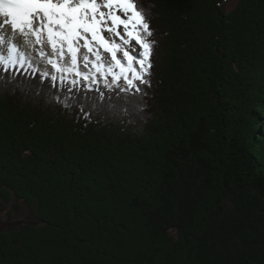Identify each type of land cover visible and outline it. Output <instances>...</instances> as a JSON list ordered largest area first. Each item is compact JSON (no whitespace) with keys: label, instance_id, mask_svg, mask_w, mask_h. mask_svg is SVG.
Listing matches in <instances>:
<instances>
[{"label":"trees","instance_id":"trees-1","mask_svg":"<svg viewBox=\"0 0 264 264\" xmlns=\"http://www.w3.org/2000/svg\"><path fill=\"white\" fill-rule=\"evenodd\" d=\"M146 1L138 92L9 69L0 264H264V0Z\"/></svg>","mask_w":264,"mask_h":264},{"label":"snow or ice","instance_id":"snow-or-ice-1","mask_svg":"<svg viewBox=\"0 0 264 264\" xmlns=\"http://www.w3.org/2000/svg\"><path fill=\"white\" fill-rule=\"evenodd\" d=\"M121 27L123 33L119 31ZM104 31L118 37L121 43L104 37ZM152 35L149 24L134 0H103L102 4L98 0H0V49L4 53L0 55V74L5 75V80L0 82V93L9 94L8 81L15 79L9 72V66L14 70L25 62L27 52L19 45L25 38L28 43L43 45L45 37L52 54L61 59L65 55L70 57V67L67 68H62L51 57L47 60L53 69L61 73V82L65 80L66 72H74L76 78L69 81L73 86L81 80L97 83L96 74L101 78L111 75L112 85H118L123 79V90L138 92L139 85L149 82L145 77L153 68V45L149 41ZM133 41L139 48L138 55L124 47ZM81 48L85 50V68L91 64L95 74L79 70ZM101 49L110 54L111 65L102 63ZM121 52L123 60L118 58ZM40 55H45L43 50ZM43 75L37 73L38 77Z\"/></svg>","mask_w":264,"mask_h":264},{"label":"rangeland","instance_id":"rangeland-1","mask_svg":"<svg viewBox=\"0 0 264 264\" xmlns=\"http://www.w3.org/2000/svg\"><path fill=\"white\" fill-rule=\"evenodd\" d=\"M140 1L144 5V7L147 9V11L149 13L150 12V10L148 8L149 6H146L145 5V3H148V2L146 0H140ZM238 1H240V0H227V1H225V3H223V5L225 4V8H227L228 10H232L233 8L236 7V5L238 4ZM98 2L102 4L103 3V0H98ZM150 4L152 5L153 3H150ZM149 15H150V18L154 19L153 16L151 15V13H149ZM102 34H103L104 37H106L109 40L110 39L111 40L112 39H115L117 43H121V41H120V39L118 37H114L111 33L107 32V31H104ZM41 47L43 49H45V52L47 53L46 55L50 56L51 58H56L58 60V63L61 61V64H62L61 66L64 65L63 67H70V57H68L67 55H65V57L63 59H61L60 57L52 54V50H51L50 46L47 45V42L45 43L44 46H41ZM124 47H127L134 55H138L139 48H138V46L134 42L131 45H125ZM22 48H25V47L23 46ZM33 49L35 51L36 46L35 47L31 46L29 48V50H31V51H33ZM0 51H1L2 55H3L4 54L3 53V50L0 49ZM31 51H27V55L25 57L24 65H28V66L31 65V66H33L35 68L51 70L54 73L58 74V72L55 69H53L48 63L46 65H43V64L41 65V64L37 63L36 60H34V58H33V56L36 58L37 53L32 54ZM29 52L32 54V56L30 55ZM100 53H101V57H102V63L105 66L111 65L112 64V61H111L110 54L104 52L102 49L100 50ZM21 54H23V53H21ZM84 54H85V50L83 48H81L80 53H79V56H78V68H79V70L81 72H88L90 75L91 74H95V70L92 69L91 64H89V66L87 68H85L84 63H83V55ZM91 58L94 59V57H91ZM118 58L121 59V60H123V54H122V52L121 53H118ZM156 60H157V58L155 56V63H156ZM159 60H160V57H159V59L157 61H159ZM243 66H244V71H243V73H241V75H242L241 80L245 77V75H244L245 73H249V74L256 73L255 70L250 69V68H248L245 65H243ZM137 67H138V65H137ZM247 69H248V72H245V71H247ZM59 75H61V74H59ZM64 75H65V77L76 78L74 72H72V75L70 73H67V72L64 73ZM108 76L111 77V75H108ZM108 76L106 78H101L99 76V74H96V78L97 79H100V81L102 79H105L101 83H106V80H107V83L111 84L112 78H111V80H109L108 79ZM243 80H242V82H243ZM122 83H123V85H122ZM118 85L124 88L125 87L124 80L121 79V81L118 82ZM246 86H247V84H246ZM247 87H248V90H249V86H247ZM18 92H21V90L18 89L17 92H15V94H13V95H16ZM239 92H242V91H239ZM247 95H248V93H244V96L245 97ZM17 96L19 97V95H17ZM17 96H16V98H17ZM4 99H5L6 102L8 101L7 98H6V96H4ZM21 103H23V102L21 101ZM253 109L255 111H257L260 115L262 114V112L264 114L263 108H259V105H257V104L254 106ZM185 132H187V131H185ZM182 133H184V131H182ZM221 139H222V137H221ZM4 215H5V213H1L0 214V230L1 229L2 230L7 229L12 224H19L20 225L22 223H26L29 220V219L26 218V215H22L21 218H18L17 217L15 220H13V222H6L5 219H4ZM12 215L15 217L14 213Z\"/></svg>","mask_w":264,"mask_h":264},{"label":"bare ground","instance_id":"bare-ground-1","mask_svg":"<svg viewBox=\"0 0 264 264\" xmlns=\"http://www.w3.org/2000/svg\"><path fill=\"white\" fill-rule=\"evenodd\" d=\"M19 46H21V48L23 47L21 44Z\"/></svg>","mask_w":264,"mask_h":264}]
</instances>
